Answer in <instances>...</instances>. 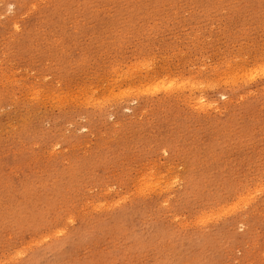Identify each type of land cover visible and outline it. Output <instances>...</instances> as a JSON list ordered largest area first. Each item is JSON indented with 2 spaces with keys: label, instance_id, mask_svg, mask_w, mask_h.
Masks as SVG:
<instances>
[{
  "label": "rangeland",
  "instance_id": "rangeland-1",
  "mask_svg": "<svg viewBox=\"0 0 264 264\" xmlns=\"http://www.w3.org/2000/svg\"><path fill=\"white\" fill-rule=\"evenodd\" d=\"M0 264H264V0H0Z\"/></svg>",
  "mask_w": 264,
  "mask_h": 264
},
{
  "label": "bare ground",
  "instance_id": "bare-ground-1",
  "mask_svg": "<svg viewBox=\"0 0 264 264\" xmlns=\"http://www.w3.org/2000/svg\"><path fill=\"white\" fill-rule=\"evenodd\" d=\"M214 72V71H213ZM217 72V71H216ZM103 203V202H102ZM100 208V207H99ZM110 208V207H109ZM235 209V208H234ZM100 210V209H99ZM227 211V210H226ZM204 217V216H203ZM194 219V218H193ZM195 223L198 224V225H201L203 223V219L201 217V215H198L196 217V220H195Z\"/></svg>",
  "mask_w": 264,
  "mask_h": 264
}]
</instances>
